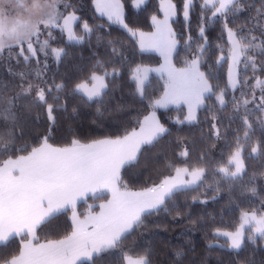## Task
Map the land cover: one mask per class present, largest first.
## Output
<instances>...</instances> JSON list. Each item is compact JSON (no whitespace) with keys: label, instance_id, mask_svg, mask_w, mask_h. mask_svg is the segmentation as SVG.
<instances>
[{"label":"snow or ice","instance_id":"1","mask_svg":"<svg viewBox=\"0 0 264 264\" xmlns=\"http://www.w3.org/2000/svg\"><path fill=\"white\" fill-rule=\"evenodd\" d=\"M246 3L247 0H201L199 5L202 20L225 18L227 54H224L225 50L221 47V55L216 63L221 67L227 62V85L217 92L218 85L214 86L210 81L218 77L201 70L207 48L204 26L200 28L199 35L205 39V43L197 46L191 58L185 57L183 66L177 67L173 63L180 48L177 34L169 22L177 15V6L173 0H160L159 10L163 18L153 14L150 18L153 30L149 32L129 28L125 22V6L121 0H93L95 11L100 17H107L112 24L121 25L142 53L157 52L163 58L164 63L158 68L137 64L130 69V82L135 83L136 91L142 99L145 97L151 73L161 75L164 80L163 93L159 98L149 101L151 111L142 120L136 121L138 129L134 127L122 136L97 139L89 143L73 139L63 147L49 143V138L45 136L30 151L27 146L16 148L13 131L16 117L11 113L12 101H8L7 107L0 106V121L6 125L11 121L12 125L7 130L0 128V155L9 153V158L0 163V249H6L11 239L19 237L21 240L18 253L11 254L10 258L0 256L2 264H91L97 254L119 250L121 242L135 231L143 219L164 207L175 193L200 186L206 169L188 166L175 167L173 174L164 175L159 183L141 191H130L126 186L120 185L121 169L137 163L142 146L153 145L168 131L157 118V108H167L169 105L186 106L187 115L184 120L177 117V122L191 123L197 119V110L213 96L219 110L226 108L227 90L230 88L233 91V119L243 108L244 140L247 141L252 130L250 116L254 111L264 114V79L256 76L255 83L250 86L251 99L244 92V98L236 100L235 92L241 88L238 66L243 63L245 71L250 66L253 74L264 71V66L257 64L256 57L258 53L264 58V39L257 42L256 36L250 39L238 36L237 31L227 23L228 16L243 10ZM259 3L260 6L256 9L257 22L264 20V0H259ZM193 4L194 0H184L185 21L189 20ZM61 5L64 11L71 7L64 0H0V54L5 50L11 52L19 48L17 59L19 61L22 58L25 64H30L35 59L39 65L41 55L45 60V68L49 58L57 63L61 62L67 53L66 48L51 47L55 30L66 35V45L83 43L86 37L90 38L93 31L85 22L82 26L83 34L77 35L74 28L79 18L75 10L65 15L60 10ZM142 6H146V0H133L134 10H142ZM209 12L211 16L207 15ZM45 32L47 36L41 40L40 37ZM261 37H264V32H261ZM191 46L192 39L189 37L185 41L184 49L191 50ZM30 75L31 73H19L22 81ZM114 75L115 70L109 72L98 61L88 77L75 84L71 94L80 96L86 103L102 104L107 92V79ZM35 80L39 83L29 80L27 87L22 83V92L30 93L35 90L34 103L46 105L48 119L54 123L53 112L57 105L49 103L48 96L55 92L52 99L59 101L60 93L66 86L62 82L49 84L40 70L36 71ZM248 84V78L245 77L243 85ZM3 101L4 97L0 92V105ZM218 119L213 116L212 129L217 139L220 138ZM258 123L261 131H264V119H258ZM13 152L27 154L12 158ZM243 152L244 146L237 136L236 147L229 155L227 164L219 166L215 174L225 180H241L246 172ZM251 153L249 158L260 154L259 144L252 148ZM180 155L187 158V150ZM203 159L201 157V161ZM168 167L171 168L172 165L169 164ZM101 189H107L111 193V199L99 205V213L90 212L80 220L75 213L78 198L86 192ZM251 191L255 194L256 189ZM69 206L73 209L72 231L63 238L40 242L38 228ZM260 208L264 209V202ZM246 233H249V241L255 242L257 237L264 239V211L242 210L239 224L234 231L214 229L216 237H226L229 248L237 251L241 250ZM149 255L145 252L133 256L124 252L123 264H150Z\"/></svg>","mask_w":264,"mask_h":264},{"label":"trees","instance_id":"2","mask_svg":"<svg viewBox=\"0 0 264 264\" xmlns=\"http://www.w3.org/2000/svg\"><path fill=\"white\" fill-rule=\"evenodd\" d=\"M160 0H146L142 10H134L133 0H121L125 6V22L132 29L150 30V18L153 14H160ZM71 7L67 11L75 10L79 22L74 31L82 35L85 22L93 29L90 38L83 43H68L67 37L58 30L53 32L54 39L51 47L66 48V55L57 63L49 58L47 68L41 55L40 64L33 59L25 64L23 59H17L19 48L14 51L5 50L0 54V92L4 101L0 106L7 107L12 101L11 113L16 117L13 129L16 137V148L36 146L45 136L54 146H65L73 139L89 142L102 137H117L138 126L137 120H142L151 111L149 101L159 98L163 93L164 80L160 74L151 73L150 81L142 99L136 91L135 83L130 82V69L137 64L158 65L161 58L152 52L142 53L136 42L129 38L128 32L119 24H112L105 17L95 12L93 0H64ZM177 6V15L170 20L173 31L177 34L179 52L173 63L177 67L183 66L185 57L191 58L199 44L205 39L199 35L202 26L205 27L207 48L204 52L202 71L211 72L218 77L210 81L216 91L227 85V62L217 66V59L221 55L220 48L227 54V34L224 31L225 18L205 21L201 19V0H194L190 17L185 21L183 16L184 0H173ZM259 0H247L246 6L238 13L230 14L227 18L228 26L236 30L238 36L259 39L264 32V20L257 22L256 9ZM63 11V5H61ZM65 11V12H67ZM211 16V12L207 13ZM44 36V37H42ZM40 37L43 40L47 32ZM191 37V50L184 49L185 41ZM25 52H26V45ZM257 64L264 66V58L256 54ZM101 62L109 72L115 70L114 76L107 79V92L102 104L86 103L78 95H72L75 84L85 80L97 62ZM37 70L42 72L49 84L64 83L65 88L60 93L61 99L53 101L48 96V102L56 104L53 112L54 123L49 121L46 105L35 104L36 92H22L20 85L35 80ZM31 73L24 81L19 73ZM241 88L235 92V99L242 100L243 93H248L251 99V85L256 76L264 79V71L253 74L251 67L244 70V64L238 66ZM245 77L248 86L243 85ZM47 87V85H45ZM257 97L259 90L256 91ZM227 107L222 111L215 104V97L206 100L205 105L197 110V119L191 123L177 122L184 120L186 110L183 105H170L167 108H157L159 121L168 130L153 145L142 146L137 163L121 169L120 185L129 190H143L159 183L164 175L174 173L175 167H204L206 175L199 187L179 191L159 211L146 216L135 231L121 242V248L115 252H101L96 255L91 264H123V253L129 252L133 256L149 253L150 264H264V240L257 237L255 242L245 237L241 250L229 248L228 241L223 237H216L214 229L234 230L239 224L242 210L264 211L260 208L264 202V131H261L258 119H264V114L253 112L250 116L252 130L247 141L244 140L245 128L242 123L243 108L233 119V91L227 90ZM250 107H254L251 106ZM213 116H217L220 138L217 139L212 129ZM230 120L232 121L230 123ZM11 121L6 125L0 121V128L7 130ZM22 132V135H21ZM244 146L243 156L246 172L238 181L225 180L215 174L221 165H226L229 155L236 147V138ZM260 146V154L249 158L254 146ZM187 150V158L180 154ZM27 152H13L12 158ZM203 157V161H201ZM9 158V153L0 155V163ZM186 159V163H185ZM172 167L169 168L168 165ZM123 188V187H121ZM255 188V194L251 189ZM108 198V193L88 195L76 205V210L98 208L100 201ZM72 229L70 209L63 210L48 223L38 228L39 241L58 239L66 236ZM27 237H25L26 239ZM21 240L19 237L11 239L6 249H0V256L10 258L18 253ZM211 245V247H210ZM179 253L180 255H177ZM2 263V259H0Z\"/></svg>","mask_w":264,"mask_h":264},{"label":"rangeland","instance_id":"3","mask_svg":"<svg viewBox=\"0 0 264 264\" xmlns=\"http://www.w3.org/2000/svg\"><path fill=\"white\" fill-rule=\"evenodd\" d=\"M159 3H160V1H159ZM94 9H95V7H94ZM60 10L62 11V12H64V14L65 15H67L68 14V12H71V11H67V12H65V11H63V9H62V7L60 6ZM96 12V11H95ZM97 13V12H96ZM98 15H99V13H97ZM14 15H15V13H14ZM156 15H158V14H156ZM158 17L159 18H163V14L160 12V14L158 15ZM106 19H107V17H105ZM150 21H151V19H150ZM170 22V21H169ZM262 25H263V27H264V21H263V23H262ZM121 26V25H120ZM139 30V29H138ZM153 30V28H151L150 30H142V31H145V32H149V31H152ZM42 37H44V36H42ZM136 45H137V43H136ZM137 48H138V50H140L139 49V47H138V45H137ZM152 53H156V54H158L159 55V53H157V52H152ZM160 56V55H159ZM160 58H161V62L158 64V65H153V66H150V65H148V67H151V68H158V67H160V65L161 64H163L164 63V61H163V58L160 56ZM145 66H147V65H145ZM157 74H159V73H157ZM170 106V105H169ZM185 107V110H186V115H187V107L186 106H184ZM148 115V114H147ZM185 115V116H186ZM138 127H139V125L136 127L137 129H138ZM131 131V130H130ZM103 138H115V137H102V138H98V139H103ZM95 140H97V139H95ZM93 141V140H92ZM89 142H91V141H89ZM89 142H81V143H89ZM59 147H63V146H59ZM27 154V153H26ZM26 154H22V155H26ZM13 158H15V157H13ZM121 190H124V188H121ZM127 190H129V189H127ZM130 191H136V190H130ZM139 191H141V190H139ZM102 193H108V198L106 199V200H102V201H100V203H99V205L100 204H102V203H107V201L109 200V199H111V193L107 190V189H101V190H98V191H96V192H86V193H84L82 196H80L79 198H78V200H77V203L80 201V200H84L88 195H100V194H102ZM77 205V204H76ZM68 209H70V217L72 218V215H73V209H72V207L71 206H69V207H67ZM99 213L100 212V207L98 206V208L97 209H95V210H92V209H88V210H85L83 213H80V212H78L77 210H76V208H75V213H76V215H77V217L80 219V220H83L89 213ZM71 222H72V220H71ZM235 230V229H234ZM234 230H231V231H234ZM71 231H72V229H71ZM70 231V232H71ZM229 231V230H228ZM69 232V233H70ZM68 233V234H69ZM249 233H246V236L245 237H247V235H248ZM61 238H63V237H61ZM223 238H225L226 240H227V238L226 237H223ZM27 239V238H26ZM58 239H60V238H58ZM264 240V239H263ZM42 242H44V241H42ZM228 245H229V242H228ZM0 264H2V263H0Z\"/></svg>","mask_w":264,"mask_h":264}]
</instances>
